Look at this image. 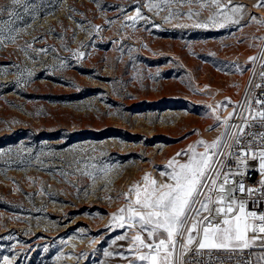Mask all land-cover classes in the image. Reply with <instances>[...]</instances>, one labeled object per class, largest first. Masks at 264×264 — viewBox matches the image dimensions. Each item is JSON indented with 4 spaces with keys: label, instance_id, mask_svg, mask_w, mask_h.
<instances>
[{
    "label": "rangeland",
    "instance_id": "obj_1",
    "mask_svg": "<svg viewBox=\"0 0 264 264\" xmlns=\"http://www.w3.org/2000/svg\"><path fill=\"white\" fill-rule=\"evenodd\" d=\"M27 2L25 12L0 0L20 17L4 33L15 41L0 44V264H148L136 258L148 251L133 245L138 229L117 227L113 214L146 174L171 183L161 175L169 160L217 139V116L264 51V6Z\"/></svg>",
    "mask_w": 264,
    "mask_h": 264
},
{
    "label": "snow or ice",
    "instance_id": "obj_2",
    "mask_svg": "<svg viewBox=\"0 0 264 264\" xmlns=\"http://www.w3.org/2000/svg\"><path fill=\"white\" fill-rule=\"evenodd\" d=\"M162 2L167 3L169 0ZM10 3L12 6L23 4L25 12L29 10L27 0H10ZM212 3L219 5V0H212ZM259 6H264V0H260ZM242 7L235 5L231 11L235 13ZM5 11L8 12L9 19L0 20V44H3L5 39L15 41V36H5L4 33L16 32L17 29L12 27L13 18H20L14 7H0V16ZM191 15L189 13V17ZM137 18H140L139 8L136 9V16L129 19L135 22ZM195 26L206 27L201 24ZM95 27L99 30V26ZM84 55L85 53L80 52L77 58ZM261 76L264 78V73H261ZM256 87L262 85L258 84ZM252 99L262 106V110L257 111L255 116H243L241 125H231L228 122L232 117L230 114L228 120L223 122L226 131L221 137L211 144L203 140L198 141L196 145H189L188 149L178 152L177 156L187 157L183 163L175 157L169 160L167 169L170 171L161 172V175L166 176L171 183L158 184L146 174L143 177V187L136 184L130 188L129 193H134L135 200L130 201L126 208L119 209V214H113V220L119 221L117 227L138 229L137 234L132 237L133 245L137 252H140V249L148 251L140 252L137 260L147 261L148 264H178V261L179 264H186L183 258L193 250V246L198 254L199 250L205 249L243 252L252 249L257 240H261L260 247L264 248V236H261L264 234V213L249 210V202L236 197V193L247 191L251 195L257 189H246L242 182L232 181L231 173L223 172L225 165L216 159L222 154L218 149L225 138L232 136L235 145L239 146L245 137H251L247 141L248 148L242 149L240 164L248 166L246 161L248 152L251 151V160L259 161V172L264 175V131L245 132V128L254 127L257 123L259 127L264 128V100L256 97ZM251 107L249 100L245 112H249ZM216 119L219 120V117ZM230 128L237 131L231 133L228 131ZM253 143L262 146L259 152L251 150ZM197 145L203 146L204 151H196ZM217 163H220V167H213ZM229 183H236V187L231 191L226 188ZM260 184L259 191L264 196V180H261ZM129 193L123 194L125 199H128ZM252 203L264 204V199ZM141 233H146L148 239L145 240ZM249 233L253 235L250 236ZM126 238V235L117 237L119 240ZM129 251H132V248ZM105 255L110 256L112 253L105 252ZM4 259L5 264H9L8 258ZM258 264H264V254L258 258Z\"/></svg>",
    "mask_w": 264,
    "mask_h": 264
},
{
    "label": "built area",
    "instance_id": "obj_3",
    "mask_svg": "<svg viewBox=\"0 0 264 264\" xmlns=\"http://www.w3.org/2000/svg\"><path fill=\"white\" fill-rule=\"evenodd\" d=\"M261 73H264V51L258 54V59L250 63L247 70L245 71V76L239 89L238 96L234 103L230 106V113L222 114L219 117L218 125L221 126L218 137H221L226 131L224 121L228 120L230 114H232L231 119L228 121L231 125H241L243 123V116H255L256 112L262 110L261 105H257L254 97L264 100V78H262ZM262 85V87H256V85ZM249 100H251V110L245 112V108L248 107ZM251 123V120H249ZM215 126L211 124H206L205 129L211 131ZM229 132L235 133L237 130L235 128L228 129ZM264 131V128L259 127L257 123L256 126L251 128H245V132L258 133ZM217 137V138H218ZM251 137H245L243 143L239 146L235 145L234 138L229 136L224 139L222 146L218 149L222 153L219 157H216L219 162L223 163L225 166L222 171L225 173H231V180L236 183L242 182L246 189L254 188L257 191L253 194H249L247 191L244 193H236L237 199L248 201L247 207L249 210L257 211L258 213H264V204H253L254 201H260L264 199L262 193L259 191L261 188L260 181L264 180L261 178L259 172V161L251 160V151L248 152V159L245 167L240 164V159L242 156V149H247V141ZM262 146H258L253 143L250 148L252 151L259 152ZM215 151V150H213ZM220 167L218 163L217 168ZM239 173V174H238ZM223 177H221V180ZM236 183H229L230 190L236 187ZM264 236V234H261ZM262 243V241H261ZM256 244L252 249L244 250L243 252H230L225 250H199L197 253L195 246L193 250L188 253V255L183 258L186 264L189 262H194L198 264H258V258L264 254V248L260 247V244ZM177 255L179 256V249L177 250ZM179 264V261H178Z\"/></svg>",
    "mask_w": 264,
    "mask_h": 264
},
{
    "label": "bare ground",
    "instance_id": "obj_4",
    "mask_svg": "<svg viewBox=\"0 0 264 264\" xmlns=\"http://www.w3.org/2000/svg\"><path fill=\"white\" fill-rule=\"evenodd\" d=\"M263 12V11H262ZM210 132V131H209Z\"/></svg>",
    "mask_w": 264,
    "mask_h": 264
}]
</instances>
